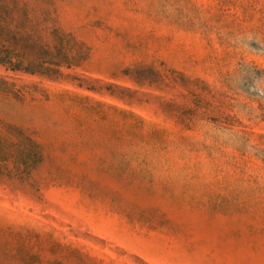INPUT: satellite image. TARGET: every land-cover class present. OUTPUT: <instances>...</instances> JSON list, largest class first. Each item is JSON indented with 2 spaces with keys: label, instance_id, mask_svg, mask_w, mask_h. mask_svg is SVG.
<instances>
[{
  "label": "rangeland",
  "instance_id": "374dc122",
  "mask_svg": "<svg viewBox=\"0 0 264 264\" xmlns=\"http://www.w3.org/2000/svg\"><path fill=\"white\" fill-rule=\"evenodd\" d=\"M40 2L90 55L0 70V126L42 152L0 171V264H264V0Z\"/></svg>",
  "mask_w": 264,
  "mask_h": 264
},
{
  "label": "trees",
  "instance_id": "16d2710c",
  "mask_svg": "<svg viewBox=\"0 0 264 264\" xmlns=\"http://www.w3.org/2000/svg\"><path fill=\"white\" fill-rule=\"evenodd\" d=\"M40 1L0 0V70L6 75L61 81L67 77L65 71L78 69L87 62L90 49L62 29L54 11ZM155 75L160 91L178 85L174 71H157ZM184 82L187 90L193 82L200 83L187 78ZM163 104L174 103L169 100ZM188 122L180 124L187 126ZM41 161L39 144L24 130L0 126V171L23 178Z\"/></svg>",
  "mask_w": 264,
  "mask_h": 264
}]
</instances>
